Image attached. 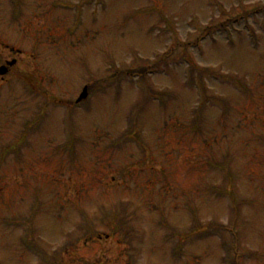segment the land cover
<instances>
[{
  "label": "rangeland",
  "instance_id": "rangeland-1",
  "mask_svg": "<svg viewBox=\"0 0 264 264\" xmlns=\"http://www.w3.org/2000/svg\"><path fill=\"white\" fill-rule=\"evenodd\" d=\"M11 61L0 264H264V0H0Z\"/></svg>",
  "mask_w": 264,
  "mask_h": 264
},
{
  "label": "water",
  "instance_id": "water-1",
  "mask_svg": "<svg viewBox=\"0 0 264 264\" xmlns=\"http://www.w3.org/2000/svg\"><path fill=\"white\" fill-rule=\"evenodd\" d=\"M5 74H6V70L4 68H0V76H4ZM86 95H87L86 90H84L78 101L85 99Z\"/></svg>",
  "mask_w": 264,
  "mask_h": 264
}]
</instances>
